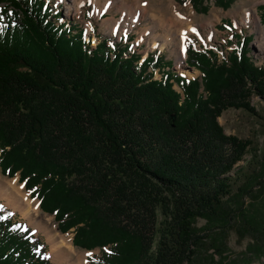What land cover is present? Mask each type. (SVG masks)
<instances>
[{
	"label": "trees",
	"instance_id": "1",
	"mask_svg": "<svg viewBox=\"0 0 264 264\" xmlns=\"http://www.w3.org/2000/svg\"><path fill=\"white\" fill-rule=\"evenodd\" d=\"M174 1L208 11L206 0ZM42 4L0 0L1 175L17 174L62 234L73 229L74 247L107 248L89 264H223L230 231L252 240L242 264L264 256V200L255 198L264 143L226 135L218 122L229 109L258 117L249 99L264 102V68L248 57L252 37L232 33L222 63L188 46L200 77L154 80L171 64L149 55L139 66L106 41L92 48L74 25L49 22ZM0 264H51L2 206Z\"/></svg>",
	"mask_w": 264,
	"mask_h": 264
},
{
	"label": "rangeland",
	"instance_id": "2",
	"mask_svg": "<svg viewBox=\"0 0 264 264\" xmlns=\"http://www.w3.org/2000/svg\"><path fill=\"white\" fill-rule=\"evenodd\" d=\"M62 1H65V5L62 4L55 8L56 0H43L42 6L46 8L48 21L58 25L57 19L50 15L54 14L56 9L61 13L63 12L61 16L65 20L64 22H68L70 25L73 24L76 29L80 30L85 36V43L91 45V47H94L102 40H106L108 43L111 40L115 44L117 37L114 40L110 36V28L116 22H129L126 25L128 28L132 27L131 32L126 26L124 29L128 31V35L132 34L130 35L132 36L130 37L131 40L136 38L137 41L140 38L142 40L141 45H138L134 51L131 50L130 54L141 59L146 57V54L156 47L162 51L160 56L163 63L171 64V70L164 65L165 69L161 68L156 71L153 76L154 80H160L161 74L167 71L172 74L183 75L188 80L199 78L200 73L194 68L188 69L184 64L185 62H183V66L178 63L181 49H187L188 46L195 45L198 47L201 45L211 48L214 53H217V63L224 62L236 45V40L231 35L232 30L239 36L252 37V41L249 44L250 53L248 57L256 66L264 68V13L262 9L264 0H235L228 9H222L217 6V0H206L205 5L208 8L206 14L196 13L189 4L175 6L174 0H99L98 4H95L93 0ZM85 1H91V3L83 5ZM96 13L97 15L102 13V15L97 16ZM188 29H191V31L186 33ZM183 35L186 36L183 38ZM117 48L119 51L127 50V53H129L127 47ZM184 71L196 73V75L188 77ZM173 87L178 93L181 92L176 85H173ZM249 101L251 106L257 111L258 117L244 110L229 109L221 115L218 122L226 135L235 136L242 140H252L254 145H263L264 102L256 95H252ZM248 158L249 156L247 155L244 157L246 160ZM238 165H243V163L240 162ZM0 176L2 184L9 180H16L17 185L21 186L23 192L29 197L33 207L39 208L38 200L30 198V193L25 190L24 184L19 182L17 174L13 178L4 177L1 173ZM255 198L262 202L264 193L259 191V193L255 194ZM0 202L1 206L10 211L15 220L29 227L34 236L42 241L46 247V256L49 257L50 254V246L46 234H59V236H65L72 241L73 230L62 234L58 231V224L54 221L53 216L43 213L40 208L39 221L42 222V226L34 228L28 221L22 219L18 212L9 208L1 198ZM48 218L52 222L47 225L45 221ZM197 225L202 227L205 222L199 221ZM251 242L252 240L248 237L239 239L235 232L230 231L225 243L227 251L223 254L225 257L223 264H242L244 256H249L248 249ZM75 249L87 254V264H89L90 258L99 257L102 253V249L99 248L90 251L76 247ZM105 250L106 248L103 249V251ZM208 254L214 255L212 250ZM214 259L215 261L219 260L216 255ZM49 261L53 264L50 257ZM201 262L205 264L204 260ZM249 264H264V256L249 261Z\"/></svg>",
	"mask_w": 264,
	"mask_h": 264
},
{
	"label": "bare ground",
	"instance_id": "3",
	"mask_svg": "<svg viewBox=\"0 0 264 264\" xmlns=\"http://www.w3.org/2000/svg\"><path fill=\"white\" fill-rule=\"evenodd\" d=\"M93 2L98 4L99 0H93ZM190 31L191 29H188L186 33H189ZM185 36L183 35V38ZM185 58V51L184 48H182L178 63L183 66ZM184 73L188 77H193L196 75V73H189L187 71H184ZM0 198L6 202V205L9 208L15 212H18L22 219L28 221V223L34 228L42 226V222L39 221V208L33 207L29 197L23 192L22 187L17 185L16 180H9L3 184L0 182ZM45 222H47L48 225L51 224L52 220L48 218ZM46 236L50 246L49 257L51 258L53 264H87V254L77 251L70 239L66 238L65 236H59V234H46Z\"/></svg>",
	"mask_w": 264,
	"mask_h": 264
},
{
	"label": "crops",
	"instance_id": "4",
	"mask_svg": "<svg viewBox=\"0 0 264 264\" xmlns=\"http://www.w3.org/2000/svg\"><path fill=\"white\" fill-rule=\"evenodd\" d=\"M90 3H91V1H88V2L85 1L83 5H85V4H90ZM174 5H175V6H179V4H177V3H174Z\"/></svg>",
	"mask_w": 264,
	"mask_h": 264
},
{
	"label": "water",
	"instance_id": "5",
	"mask_svg": "<svg viewBox=\"0 0 264 264\" xmlns=\"http://www.w3.org/2000/svg\"><path fill=\"white\" fill-rule=\"evenodd\" d=\"M188 69H190V68H188ZM174 119H175L174 116H169V120H171L172 123L174 122Z\"/></svg>",
	"mask_w": 264,
	"mask_h": 264
}]
</instances>
